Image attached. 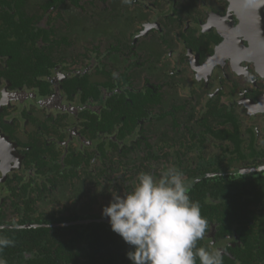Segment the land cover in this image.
Instances as JSON below:
<instances>
[{"label": "flooded vegetation", "instance_id": "af4514ba", "mask_svg": "<svg viewBox=\"0 0 264 264\" xmlns=\"http://www.w3.org/2000/svg\"><path fill=\"white\" fill-rule=\"evenodd\" d=\"M168 168L197 246L264 264V7L0 0V260L131 264L102 207Z\"/></svg>", "mask_w": 264, "mask_h": 264}, {"label": "clouds", "instance_id": "9594fccd", "mask_svg": "<svg viewBox=\"0 0 264 264\" xmlns=\"http://www.w3.org/2000/svg\"><path fill=\"white\" fill-rule=\"evenodd\" d=\"M257 11L264 0H248ZM189 185L176 168L159 176L140 172L135 186L119 194L102 207L111 230L128 244L131 264H222L221 251L198 247L209 222L201 206L189 196ZM9 243L0 239V247Z\"/></svg>", "mask_w": 264, "mask_h": 264}, {"label": "trees", "instance_id": "16d2710c", "mask_svg": "<svg viewBox=\"0 0 264 264\" xmlns=\"http://www.w3.org/2000/svg\"><path fill=\"white\" fill-rule=\"evenodd\" d=\"M211 180L212 179H208V180H204V181L200 182L201 184L198 186V189H199L198 198L200 196H204L207 191L212 192L214 190L213 187H210V186L213 185L212 183H210ZM6 252H8L10 254L7 255V256L5 255L6 257H4L2 260H0V262H3V261H8L9 262L12 257L17 258L19 260L20 264H23V263H25V264H35L37 262L35 260H29L28 262L24 261L22 263L21 262V255L20 254L17 255V253L13 249L5 250L3 252V254L6 253Z\"/></svg>", "mask_w": 264, "mask_h": 264}]
</instances>
